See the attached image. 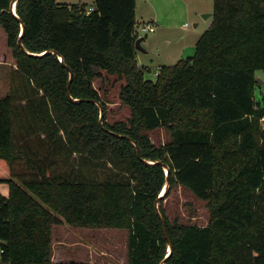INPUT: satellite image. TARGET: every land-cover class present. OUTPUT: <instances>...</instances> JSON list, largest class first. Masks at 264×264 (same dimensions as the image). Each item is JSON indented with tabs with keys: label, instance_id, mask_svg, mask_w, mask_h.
Masks as SVG:
<instances>
[{
	"label": "trees",
	"instance_id": "trees-1",
	"mask_svg": "<svg viewBox=\"0 0 264 264\" xmlns=\"http://www.w3.org/2000/svg\"><path fill=\"white\" fill-rule=\"evenodd\" d=\"M135 1L0 0L16 65L0 98V263L49 264L64 221L126 230L127 264H264V0H212L193 56L155 80L136 58ZM115 86L130 115L108 122ZM144 161L169 170L161 198L164 169ZM177 189L205 203L206 225L168 217Z\"/></svg>",
	"mask_w": 264,
	"mask_h": 264
},
{
	"label": "rangeland",
	"instance_id": "rangeland-1",
	"mask_svg": "<svg viewBox=\"0 0 264 264\" xmlns=\"http://www.w3.org/2000/svg\"><path fill=\"white\" fill-rule=\"evenodd\" d=\"M62 1L76 2L78 0ZM83 1H87L89 3L88 7H92L94 0ZM190 1L191 6L193 4H195L194 6H197L201 2L202 5H204L205 8L207 7V9L212 13V0ZM204 14L209 15L210 13L206 12ZM203 17L207 21V25L209 27L212 17ZM135 20L137 23L136 30L139 37L145 38L146 36H150L152 34L148 31L141 30V22L143 19L139 9L136 10ZM190 27H192V24ZM206 29H204V31ZM198 39H196L194 42V47L192 48V51H190L191 53H189V56H193L195 45ZM149 51L150 52L148 54L142 55L145 57V59L142 60V66L146 68L145 76L150 80H155L156 73L159 68L162 66H170L169 64H175V62L179 59V57H177V59H172L169 61L168 64L164 62L162 63V48L156 43L151 46ZM0 54H2L1 61L3 63H12V66L14 65L16 67L15 61L11 55V50L7 46L6 34L1 26ZM15 67L14 69H16ZM12 72L13 70L8 65H6V63L0 67V98L9 92L11 77L10 74ZM256 79L258 83L254 89L255 100L259 101L260 104L264 106V71L256 72ZM98 84V82H95V87H98ZM118 92L119 89L117 86H115L114 88H111L110 92L108 93V122L124 121L130 115L129 109L120 103L118 99ZM167 137V133L164 131H159L153 136V140L156 143H164L166 142ZM0 194L3 196L8 194V186L4 183H0ZM163 206L170 219L176 217L182 222L190 220L191 222H195L199 225H206L209 219V211L205 203L195 199L191 194L182 189L173 191L171 195L164 201ZM127 238L128 232L123 229H80L72 227L62 221L61 224L54 226L52 229V256L51 262L49 264H65L70 261L88 262L90 264H127Z\"/></svg>",
	"mask_w": 264,
	"mask_h": 264
},
{
	"label": "crops",
	"instance_id": "crops-1",
	"mask_svg": "<svg viewBox=\"0 0 264 264\" xmlns=\"http://www.w3.org/2000/svg\"><path fill=\"white\" fill-rule=\"evenodd\" d=\"M58 1L68 4L78 1L87 2L83 0L76 2ZM194 5L191 6L190 0L135 1V13L139 9L143 19L141 25L154 29L151 32L148 31L152 33L150 36H146L145 38L139 37L141 39L140 46L144 50V52L137 51L136 58L140 66H142V60L145 59L142 55L148 54L150 52L149 49L155 43L162 48L161 55L164 57L160 55L162 63L168 64L169 61L177 59V57H179L177 60L179 61L189 56L190 51L194 47V42L204 32V29L208 27L205 18L202 19L203 15H205L204 13L209 12L208 17H211L212 14L201 2L197 6ZM191 24L192 27H190ZM1 56L2 54H0V67L6 63V65L14 70L15 66H12V63H3ZM157 64L159 65L158 62Z\"/></svg>",
	"mask_w": 264,
	"mask_h": 264
},
{
	"label": "water",
	"instance_id": "water-1",
	"mask_svg": "<svg viewBox=\"0 0 264 264\" xmlns=\"http://www.w3.org/2000/svg\"><path fill=\"white\" fill-rule=\"evenodd\" d=\"M14 6H15V1L11 4V8H10V9H11V13H12L14 16H16L15 11H14ZM203 16L208 17L209 15H203ZM203 18H204V17H203ZM23 32H24V24L21 23V35L23 34ZM21 35H20V37H19V39H18V41H17V45L20 47L21 50L24 51V48H23V46H22V42H21ZM140 42H141V39H137V40H136V42H135V49H136L137 51H139V52H144V50H143V49L141 48V46H140ZM59 60H60V62L63 61L62 58H61L60 56H59ZM71 77H72V73H71V71L69 70V83H68V86H67V95H68V97L70 98L71 101H73V102H77L78 100H74V99H72V98L70 97V95H69V92H68ZM96 105H97V106L99 107V109H100L99 123H100V125H102V110H103V109H102V106H101L99 103H96ZM134 145H135V147H136V155H137L138 158H140L139 147H138L136 144H134ZM144 162H145L146 164H151V165H153V164H161V165H162V167H163V169H164V172H165V175H166V183H165V186H164L162 192H161L160 195H159V198L163 197V196L166 194V192H167V190H168V187H169V179H168V173H169V170H168L167 166L164 165V164H162V163H160L159 161H155V162H152V161H144ZM155 208H156V213L159 215V217H160V219H161V221H162V218H161V216H160V214H159V211H158L157 203H155ZM162 223H163V221H162ZM163 230H164V233H165V235H166L165 227L163 228ZM171 252H172V247L169 246V248H168V255H169ZM161 264H163V262H161Z\"/></svg>",
	"mask_w": 264,
	"mask_h": 264
},
{
	"label": "built area",
	"instance_id": "built-area-1",
	"mask_svg": "<svg viewBox=\"0 0 264 264\" xmlns=\"http://www.w3.org/2000/svg\"><path fill=\"white\" fill-rule=\"evenodd\" d=\"M57 2H59V1L57 0ZM91 9H92V8L89 7V8H88V11H91ZM141 30H142V31H150V32H151V31H153L154 29H153L152 27H149V26H142V27H141ZM263 120H264V118L262 119V121H263Z\"/></svg>",
	"mask_w": 264,
	"mask_h": 264
}]
</instances>
